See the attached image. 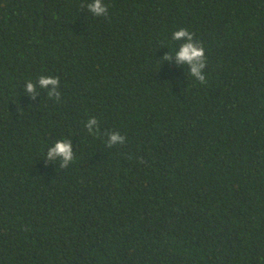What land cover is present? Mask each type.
Returning a JSON list of instances; mask_svg holds the SVG:
<instances>
[{
    "label": "trees",
    "instance_id": "obj_1",
    "mask_svg": "<svg viewBox=\"0 0 264 264\" xmlns=\"http://www.w3.org/2000/svg\"><path fill=\"white\" fill-rule=\"evenodd\" d=\"M89 2L0 0V264H264V0Z\"/></svg>",
    "mask_w": 264,
    "mask_h": 264
},
{
    "label": "clouds",
    "instance_id": "obj_2",
    "mask_svg": "<svg viewBox=\"0 0 264 264\" xmlns=\"http://www.w3.org/2000/svg\"><path fill=\"white\" fill-rule=\"evenodd\" d=\"M87 10L93 16L104 17L108 14V7L104 3V0H90L87 3ZM194 34L190 32L186 28H180L179 30L173 32L172 39L173 40H186L180 46V49L176 52V61L178 64H186L189 66V73L192 76H195L198 81L203 84L206 81L205 74L202 72V69L206 67L205 60V49L202 44L197 43L194 39ZM171 59L170 56L165 55L162 61H169ZM60 84V80L58 76H40L38 79V85L40 88H49L51 86V90L49 91V96H59L60 93L56 91L57 87ZM36 85L29 80L26 83L25 91L29 94H33L32 98L35 99V91ZM96 123V120L89 119L88 127L91 128L92 125ZM125 142V137L121 136L119 132L112 133L109 136V146L114 144H123ZM46 160H59L60 167L66 168L68 167L74 160L72 145L66 140L62 139L55 142L54 147L49 148L47 151Z\"/></svg>",
    "mask_w": 264,
    "mask_h": 264
}]
</instances>
